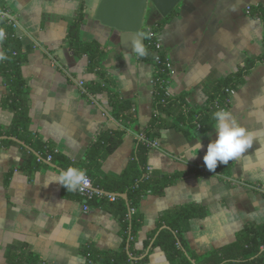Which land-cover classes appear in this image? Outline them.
<instances>
[{
	"label": "crops",
	"instance_id": "0c3cea01",
	"mask_svg": "<svg viewBox=\"0 0 264 264\" xmlns=\"http://www.w3.org/2000/svg\"><path fill=\"white\" fill-rule=\"evenodd\" d=\"M100 1L0 0L18 20L16 32L27 52L23 75L28 80L30 129L64 159L47 160V167L26 171L22 169L25 146L16 141L18 145L0 146V264H9L8 252L23 247L38 256L41 264H85L82 251L88 245L101 251L122 247L120 220L114 213L92 205L85 212L83 196L54 182L62 170L85 160L87 150L104 130L124 127L112 115V92L97 90L104 82L100 83L98 72L90 70L88 55L76 53L68 44L70 25L82 6L81 41L100 45L106 54L101 70L113 90L137 112V122L126 127L122 144L103 162L101 176H118L127 168L155 111L154 65L124 52L121 33L95 18ZM248 6L264 8V0H183L170 14L158 39L170 58L171 95L187 93L192 107H202L217 82L236 73L248 59L264 54V16L248 13ZM166 18L152 7L143 28ZM0 50L4 51L3 45ZM7 93L0 76V128L4 130L11 127L15 116L4 106ZM228 110L255 133L253 147L243 159L218 166L229 173L199 170L207 168L203 157L218 136L215 125L195 138L176 128L162 130L150 153V168L168 174L190 173L163 195L144 197L140 207L143 226L135 242V249L144 253L133 259L148 256V260L132 264H170L150 234L164 212L187 204H200L208 211L206 217L194 219L186 233L199 253L235 241L248 224L264 223V63L232 92ZM198 142L202 149L189 158ZM148 240L151 243L145 249Z\"/></svg>",
	"mask_w": 264,
	"mask_h": 264
},
{
	"label": "trees",
	"instance_id": "16d2710c",
	"mask_svg": "<svg viewBox=\"0 0 264 264\" xmlns=\"http://www.w3.org/2000/svg\"><path fill=\"white\" fill-rule=\"evenodd\" d=\"M7 10L9 9L0 2V12ZM252 12H258L264 16L263 7L252 8ZM172 15L150 28H143V32L150 31L152 34L151 39L145 40L149 55L144 59L153 64L155 68V111L150 123L143 131V138L138 142L132 160L118 176H101V167L103 162L122 144L127 131L126 127L130 128L137 122V112L130 101L122 99L113 90V83L101 70L106 54L101 51L100 45L95 41H81L80 30L84 22L83 6L70 25L68 44L76 53L88 55L90 70L98 72L100 83L104 82V86H98L97 90L106 89L112 92V115L124 125L123 128L104 130L87 150L85 160L75 164L76 167L86 170L93 186L101 192L90 201V204L114 213L120 220L124 238L122 247L118 251H101L93 245L86 246L82 251L86 257L85 264H132L133 262L144 263L148 260V256L137 261L133 259V256H142L144 253V250L135 249V242L139 238L144 220V215L140 210L141 203L148 194L163 195L169 186L190 173L180 171L168 174L151 169L149 157L152 149L155 148L153 142L160 138L162 130L168 128L182 130L189 138H195L197 134L212 128L216 123L213 118L214 113L218 109H228L232 92L247 81L249 74L258 64L264 63V54L257 59H248L236 73L215 84L209 94L207 104L202 107H192L188 102L187 93L171 95L169 92L170 60H167V51L159 44L158 33ZM0 28L5 29L7 33L3 49L8 59L0 61V76L4 78L8 88L4 106L15 114L9 129L0 128V136L17 137L32 148L34 152L23 147L27 157L22 169L26 171L47 167L46 162L50 154L53 155L52 162H57V160L61 162L64 160L63 156L55 153L52 145L42 141L30 129L28 80L23 75L27 52L22 39L17 34L16 27L9 20L0 23ZM91 91L95 92V89L91 88ZM4 145L11 146L18 145V143L8 138L1 139L0 146ZM204 169L207 168L203 167L199 170L205 171ZM219 170L224 173L230 172L227 168L221 167H217L215 171ZM77 192L80 194L79 190ZM125 193L128 195V201L121 196ZM112 194H118L114 195V201L110 200ZM80 196L82 197L81 194ZM132 210L134 212H131ZM207 214L205 206L195 203L162 214L150 238L155 239L154 246L160 247L165 252L170 264H264V223L246 225L236 240L227 245L205 253L194 250L186 238V233L190 230L194 219H202ZM150 243V240L145 243V249ZM7 259L9 264L42 263L38 256L24 247L20 250L9 251Z\"/></svg>",
	"mask_w": 264,
	"mask_h": 264
},
{
	"label": "clouds",
	"instance_id": "9594fccd",
	"mask_svg": "<svg viewBox=\"0 0 264 264\" xmlns=\"http://www.w3.org/2000/svg\"><path fill=\"white\" fill-rule=\"evenodd\" d=\"M14 17L6 12H0V23L4 20H13ZM151 32H142L139 37L132 41L133 53L138 58H146L149 50L143 43L144 40L151 39ZM7 39L6 30L0 28V45H3ZM127 61L131 59L129 56L124 57ZM8 59L3 50H0V61ZM216 121L215 129L218 136L207 146V152L203 157L204 164L210 172H215L221 164L228 165L230 162L239 161L244 158L245 154L253 147L255 141V133L242 125L235 115L226 108L218 109L213 116ZM162 135H164L162 133ZM165 138L167 136L165 135ZM203 145L197 143L195 145V154L190 153L189 158H195L196 154L202 149ZM54 182L65 187L68 192L77 190L83 191L88 184V175L86 170L69 166L66 170H62L56 177Z\"/></svg>",
	"mask_w": 264,
	"mask_h": 264
},
{
	"label": "water",
	"instance_id": "95a60500",
	"mask_svg": "<svg viewBox=\"0 0 264 264\" xmlns=\"http://www.w3.org/2000/svg\"><path fill=\"white\" fill-rule=\"evenodd\" d=\"M182 2L183 0H101L96 10L95 18L101 24L121 33L123 50L128 53L133 52L132 41L142 33L146 13L152 7H155L161 16L165 18ZM143 43L145 44V40ZM7 138L33 151L15 137L0 136V140ZM48 164L53 165L52 162H48ZM121 196L127 198L125 194H121Z\"/></svg>",
	"mask_w": 264,
	"mask_h": 264
},
{
	"label": "built area",
	"instance_id": "2783aa9c",
	"mask_svg": "<svg viewBox=\"0 0 264 264\" xmlns=\"http://www.w3.org/2000/svg\"><path fill=\"white\" fill-rule=\"evenodd\" d=\"M251 11H252V6H248V7H247V12H248V13H251ZM2 12H6V13H8L9 15H11L12 17H14V19H13V20H9V22L12 23L15 27L18 26V20L16 19V17L14 16V14H13L10 10L2 11ZM159 44H160V43H159ZM166 56H167V60H170V58H169V56H168V53H167ZM79 84H80L81 86L84 87L85 82L80 81ZM142 138H143V136H142ZM157 145H158V141L153 142V146H154V147H156ZM55 153H59L58 149H55ZM52 157H53V155L50 154V155L48 156V159H47V160H48V161H51V160H52ZM204 170H205V169H204ZM206 170H208V169H206ZM206 170H205V171H206ZM79 192H80V194L83 196V198L85 199V203H84V205H83V209H84L85 212H88V211H90V209H91L90 201L93 200V198H94L95 196L101 194V192L93 186V182H92V180H91V178H90L89 176H88V184H87V186L84 188L83 191H80V190H79ZM110 200L114 201V200H115V196H114V195H111V196H110Z\"/></svg>",
	"mask_w": 264,
	"mask_h": 264
}]
</instances>
